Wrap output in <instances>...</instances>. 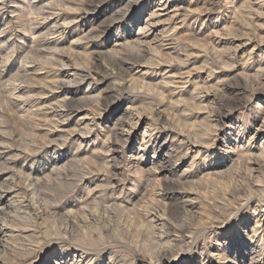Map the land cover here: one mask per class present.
I'll list each match as a JSON object with an SVG mask.
<instances>
[{
    "label": "rangeland",
    "instance_id": "1",
    "mask_svg": "<svg viewBox=\"0 0 264 264\" xmlns=\"http://www.w3.org/2000/svg\"><path fill=\"white\" fill-rule=\"evenodd\" d=\"M259 66L264 0H0V228L18 224L0 257L264 264ZM224 80L253 98H224ZM160 131L157 182L147 142Z\"/></svg>",
    "mask_w": 264,
    "mask_h": 264
},
{
    "label": "bare ground",
    "instance_id": "2",
    "mask_svg": "<svg viewBox=\"0 0 264 264\" xmlns=\"http://www.w3.org/2000/svg\"><path fill=\"white\" fill-rule=\"evenodd\" d=\"M162 1V0H161ZM45 22H47V21H45ZM44 22V23H45ZM47 23H45V26L47 27V25H46ZM151 25V24H150ZM50 26V25H49ZM146 26H149V25H146ZM45 27V28H46ZM146 28H148V27H144V29H146ZM47 29V28H46ZM50 29V28H49ZM41 30V29H40ZM40 32V31H39ZM87 37V36H86ZM59 42V41H58ZM124 42H126L125 40H124ZM51 43L52 42H50L49 41V39L47 38V36H45V38L43 39V46L44 47H46V48H48V46H51ZM127 43V42H126ZM144 43H145V41H143L142 39H141V37H140V35H138L137 36V38L136 37H134V40H132V41H129L128 42V44L130 45V44H132L133 45V47H139V48H141L143 45H144ZM56 45V44H55ZM57 45H58V43H57ZM56 45V46H57ZM120 45H122V44H120ZM124 45V44H123ZM122 45V46H123ZM126 45V44H125ZM99 47V48H98ZM98 47H96L95 46V44L92 42V44H91V46L89 47L90 49H92V51L94 50V54L96 55V54H98L99 56H102L103 58L106 56V57H111L112 59H114L115 57H116V55H115V53L116 52H112L111 50H106V46H98ZM56 48V47H55ZM101 48V49H100ZM241 48V47H240ZM57 50V49H56ZM113 51L115 50V49H112ZM91 51V52H92ZM43 52H44V50H43ZM46 52V51H45ZM90 52V53H91ZM236 52V51H235ZM141 53L144 55V56H150V54L148 53V51L147 50H141ZM47 54V53H46ZM93 54V53H92ZM253 54V53H252ZM94 55V56H95ZM249 56V55H248ZM90 57H91V55H90ZM97 57V56H96ZM101 57V58H102ZM188 57V56H187ZM245 57V56H244ZM252 57V56H251ZM93 58V57H92ZM95 58V57H94ZM189 58H192V57H189ZM188 59V58H187ZM245 60V59H244ZM119 61H121L120 59H119ZM178 61H180V59H178ZM123 62V61H122ZM121 63V62H120ZM179 63V62H178ZM180 63H182V62H180ZM246 63V62H245ZM124 65H125V63H123ZM183 64V63H182ZM181 64V65H182ZM119 65H121V64H119ZM122 67V66H121ZM126 67V66H125ZM129 68V67H128ZM132 68V67H131ZM130 69V68H129ZM129 69H127L128 71H129ZM242 69V68H241ZM247 69V68H246ZM258 71H262V73L264 74V68L262 67V66H259L258 67ZM80 70V69H79ZM124 70H126V69H124ZM126 70V71H127ZM81 71V70H80ZM127 71V72H128ZM247 71V70H246ZM124 72V71H123ZM227 72V71H226ZM245 74V73H244ZM243 74V75H244ZM76 75V74H75ZM78 75H80V74H78ZM126 75H127V73H126ZM241 76V75H240ZM264 76V75H263ZM57 77V76H56ZM256 77H258V76H256ZM61 78V77H60ZM80 78V77H79ZM81 78H83V75H82V77ZM243 78V77H242ZM255 78V77H254ZM59 79V78H58ZM86 79V78H85ZM189 79V78H188ZM245 79V78H244ZM247 79V78H246ZM63 80V79H62ZM226 80V79H225ZM222 81V83H219V85H220V88H218L219 89V91L218 92H220V94L222 95V96H224V98L227 96V94H229V93H236V94H241V95H248L249 94V96H250V98L252 99L253 98V93H250L249 92V90H248V88H247V86L246 85H240V86H238V87H233V86H231L229 83H228V80L227 81ZM55 81V80H54ZM53 81V82H54ZM58 80H56V82H57ZM81 81V80H80ZM168 81V80H167ZM172 82H173V80H171ZM170 81V82H171ZM191 81V80H190ZM138 82L139 83V80L138 81H134L133 80V86L134 85H136V83ZM140 82H142V81H140ZM166 82V81H165ZM170 82L168 81L167 82V84L168 85H170ZM247 82V81H246ZM245 82V83H246ZM174 83V82H173ZM67 84V83H66ZM140 84V83H139ZM53 85H55V84H53ZM136 86H138V84L136 85ZM66 88H67V86H65ZM65 87H64V89H65ZM59 88V87H58ZM57 88V89H58ZM62 88H63V86H62ZM214 88V86H212L211 87V89H213ZM60 89V88H59ZM63 89V90H64ZM214 89H216V87L214 88ZM217 89V90H218ZM211 91V90H210ZM210 91H208V92H210ZM212 92V91H211ZM214 92V91H213ZM207 94V93H206ZM90 95V94H89ZM86 97V96H85ZM84 97V98H85ZM88 97V96H87ZM211 98V97H214V94L213 95H211V94H209L208 93V98ZM246 98V97H245ZM250 98H248V99H250ZM86 99H88V98H86ZM90 99V98H89ZM240 99V98H239ZM207 100V99H206ZM85 101V100H84ZM202 102V101H201ZM229 102V101H228ZM71 108V107H70ZM243 114V113H242ZM219 117V116H218ZM242 117V116H241ZM226 118V117H225ZM219 121H221V120H223L222 119V117H220L219 119H218ZM230 120H231V118H230ZM238 120H240V119H238ZM242 120V119H241ZM132 121V120H131ZM139 121V120H138ZM233 121V120H232ZM132 122H134V121H132ZM233 122H238L237 120H235L234 119V121ZM126 123V122H125ZM134 124V123H133ZM133 124H129V126L130 127H133L132 125ZM212 125V124H211ZM214 125H216V124H214ZM236 125V124H235ZM129 126H126V127H129ZM215 127V126H214ZM126 129V128H125ZM131 130V129H130ZM127 131V130H126ZM128 132V131H127ZM260 130H257V134L255 135V136H258L259 134H260ZM163 132L162 131H160L157 135H155V134H151L150 135V139H149V141L147 142V144L149 145V148H151V149H154V157H153V160H154V162H153V168H152V170L151 171H153L154 172V174L152 175L155 179L154 180H156L157 182H160L161 180L160 179H162L161 178V175L162 174H164V173H166L167 172V166H166V163H164V159L168 156L167 155V153L165 152L164 153V150H165V147H166V145H167V138H163V134H162ZM73 134H75V132L73 133ZM122 134L124 135V134H126V133H124V131H122ZM201 135V134H200ZM255 136L253 137V138H255ZM81 138V137H80ZM252 139V138H251ZM145 140V138L143 137V141ZM145 142V141H144ZM250 143V142H249ZM161 153V154H158V153ZM248 153H252V150L251 149H246V151L244 152V156H245V154H248ZM169 154V153H168ZM262 154V153H261ZM263 154H264V152H263ZM262 154V155H263ZM250 155V154H249ZM253 155V154H252ZM261 155V156H262ZM153 156V155H152ZM251 156V155H250ZM261 156H260V158H261ZM170 157H171V155H169V159H170ZM255 157V156H254ZM259 157V156H258ZM168 158V157H167ZM166 158V159H167ZM246 158V157H245ZM251 158V157H250ZM262 158H264V157H262ZM165 159V160H166ZM248 159V158H247ZM246 159V160H247ZM147 160V159H146ZM172 159H170V161H171ZM250 160V159H249ZM251 161V160H250ZM168 162V161H167ZM170 163V162H169ZM251 163V162H250ZM259 165V164H258ZM261 167V166H260ZM221 168H223V166H221ZM253 169L254 168H251L250 169V171L248 172L249 174L251 173L252 174V172H251V170L253 171ZM142 170V169H141ZM150 170V169H149ZM141 172V174L143 173V171H140ZM152 172V173H153ZM223 172V171H222ZM221 172V173H222ZM211 173V172H210ZM214 173H217V172H214ZM219 173V172H218ZM223 173H225V172H223ZM222 173V174H223ZM140 173H138V175H139ZM140 174V175H141ZM250 174V175H251ZM152 181V180H151ZM155 181V182H156ZM11 184V183H10ZM11 187V186H10ZM10 189V188H9ZM14 189V188H13ZM3 194V193H2ZM8 195V194H7ZM186 201V200H185ZM23 203V202H22ZM187 203V202H186ZM10 204V203H9ZM186 205V204H185ZM190 205V204H189ZM5 208V207H4ZM3 208V209H4ZM10 208H11V206H10ZM27 209V208H26ZM5 210V209H4ZM9 210V209H8ZM4 212H6V210L4 211ZM8 212V211H7ZM4 216H7V215H5L4 214ZM3 218V217H2ZM7 219H8V216L6 217ZM22 218V217H21ZM20 219V218H19ZM22 219H24V218H22ZM21 219V220H22ZM160 219V218H159ZM158 219V220H159ZM0 220H1V218H0ZM3 220V219H2ZM13 220V219H12ZM26 220V219H25ZM4 221V220H3ZM6 221V220H5ZM7 221H10V220H7ZM7 221H6V223H7ZM20 221V220H19ZM25 222V221H24ZM154 222V221H153ZM157 222V221H156ZM0 223H2V221L0 222ZM6 223H4V225L6 224ZM10 223V224H9ZM9 223H7V225H3L4 227H2V228H0V236L2 237L1 239H0V242L1 243H3L4 242V239L5 238H7L8 236H10V237H13L14 238V240L16 241L17 240V236L15 235V230L17 229L16 227H17V222H15V221H10ZM9 225H11V226H9ZM148 226V225H147ZM19 227V226H18ZM151 228H154V226H152ZM258 228V227H257ZM19 230H21V229H19ZM23 230H25V229H23ZM150 230V229H149ZM150 231H152V230H150ZM154 232V231H153ZM7 233H9L10 235H8ZM20 234V233H19ZM7 236V237H6ZM59 236V235H58ZM57 236V237H58ZM12 238V239H13ZM83 238V237H82ZM8 239H9V237H8ZM263 239V242H264V238H262ZM10 240H11V238H10ZM9 240V241H10ZM6 241H8L7 239H6ZM5 241V242H6ZM261 241V240H260ZM81 243H83V244H87V245H94L95 244V241H93V238H91V237H89V236H87L86 238H83L82 240H81ZM6 244V243H5ZM5 244H4V246H5ZM80 244V243H79ZM8 245V244H7ZM82 245V244H81ZM86 245V246H87ZM15 246V245H14ZM96 246V245H95ZM7 246H5V248H6ZM87 247H89V246H87ZM93 247V246H92ZM164 247V246H163ZM162 248V247H161ZM163 249V248H162ZM161 249V250H162ZM165 249H167V248H165ZM160 250V251H161ZM164 251V250H163ZM161 253H162V251L161 252H159L158 253V255L160 254L161 255ZM165 253H166V251H165ZM28 254V253H27ZM32 254V253H31ZM166 256H167V253L166 254H163L160 258H159V256H158V259H161V261L163 260V259H165L166 258ZM157 258V257H156ZM76 260V259H75ZM6 259H4V258H1L0 257V263L1 264H10V262L9 261H7ZM12 262V261H11ZM73 262V261H72ZM157 262H159L158 260H157ZM14 263V262H13ZM77 263V262H76ZM78 263H80L79 261H78ZM77 263V264H78ZM113 263V262H112ZM120 263V262H119ZM118 263V264H119ZM160 263V262H159ZM82 264V263H81ZM89 264H91V263H89Z\"/></svg>",
    "mask_w": 264,
    "mask_h": 264
}]
</instances>
